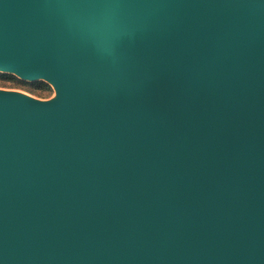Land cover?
I'll use <instances>...</instances> for the list:
<instances>
[{
    "label": "water",
    "instance_id": "water-1",
    "mask_svg": "<svg viewBox=\"0 0 264 264\" xmlns=\"http://www.w3.org/2000/svg\"><path fill=\"white\" fill-rule=\"evenodd\" d=\"M0 264H264V0H0Z\"/></svg>",
    "mask_w": 264,
    "mask_h": 264
},
{
    "label": "rangeland",
    "instance_id": "rangeland-1",
    "mask_svg": "<svg viewBox=\"0 0 264 264\" xmlns=\"http://www.w3.org/2000/svg\"><path fill=\"white\" fill-rule=\"evenodd\" d=\"M0 89L19 91L40 99L55 96V88L48 80L44 78L24 79L13 72L2 69H0Z\"/></svg>",
    "mask_w": 264,
    "mask_h": 264
}]
</instances>
